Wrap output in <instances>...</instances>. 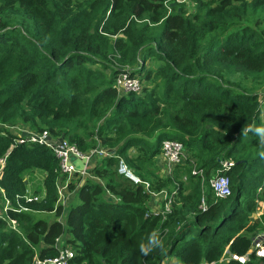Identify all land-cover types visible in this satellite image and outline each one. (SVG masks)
Masks as SVG:
<instances>
[{"label":"trees","instance_id":"1","mask_svg":"<svg viewBox=\"0 0 264 264\" xmlns=\"http://www.w3.org/2000/svg\"><path fill=\"white\" fill-rule=\"evenodd\" d=\"M188 2L192 9L171 0H0V125L47 130L83 152L116 149L95 162L92 177L69 184L79 202L65 220L49 221L41 214L63 211L58 160L45 145L14 143L0 126V188L10 203L0 214V264L52 258L64 234L73 264H161L172 256L199 264L224 253L221 264H264V255L230 257L246 254L261 227L251 216L264 197V159L258 137L241 130L264 125V0ZM124 69L143 81L140 93L117 92ZM164 139L181 141L187 154L170 175L157 159ZM120 160L140 182L118 172ZM222 160L231 193L219 199L210 180ZM35 170L41 198L19 199L27 207L19 210L16 196ZM162 190L172 194L170 210L149 212ZM154 231L163 246L141 254L138 243Z\"/></svg>","mask_w":264,"mask_h":264},{"label":"built area","instance_id":"2","mask_svg":"<svg viewBox=\"0 0 264 264\" xmlns=\"http://www.w3.org/2000/svg\"><path fill=\"white\" fill-rule=\"evenodd\" d=\"M171 1H175L178 3L188 2V0H171ZM114 87L116 88L119 94L120 93L123 94L127 92L140 93L143 88V81L140 80L138 76H132L131 73L128 71V69H124L117 74L114 82ZM263 101H264V92L260 97V102ZM261 119L264 122V116L262 118V114H261ZM13 126L17 128V130L22 131V129L18 125H13ZM13 142L37 143L39 145H45L51 149L52 153L58 160L59 177L56 185L58 200L60 199L64 190L67 189V187L69 186V183L71 182L72 178L74 177L79 178L78 185H81L84 179L89 176L90 174L89 170L96 162L94 160H98L100 158L108 156L107 148L97 147L87 152H83L80 151L76 147V145L69 143L66 139L62 137H53L47 130H43L40 132L28 131L26 134L15 133V138L13 139ZM6 156L7 155H4L2 158H0V179L2 178L3 166ZM186 157L187 156L184 152V146L181 141L175 139H164L161 143L160 153L158 156L160 173L162 175H170L173 172L175 166L181 164L186 159ZM78 163H81V166H78ZM191 163L193 164L192 172L195 173L196 170H195L194 162L191 161ZM221 166H222L220 170L221 173H218L215 177H213L210 180V186L213 190V194L216 198L219 199L226 198L231 193L229 177L228 175L223 173L229 168V162L226 160H222ZM162 171L164 174L162 173ZM118 172L124 174L127 177L131 176L130 179L135 183L140 182V179L131 173V171L127 168V166L124 164L122 160L118 162ZM147 185L148 184L145 183V186ZM260 190L261 188H259L258 192ZM154 194L156 193H153L152 195ZM171 195H166L164 200V205L160 210L149 211V212L161 213V214H165L166 212H168L170 210V205L172 202ZM21 198H24V200L27 202L36 201L39 199V197L36 195L30 196L27 195L26 193L22 196L17 195L16 196L17 208L19 210H27V207H24L23 205L20 204L19 199ZM4 201H5V206H4V210H5L8 208L10 203L5 198ZM256 202H257V206L258 205L259 206H258V210L256 207L257 212L256 210L255 212L257 215H259L258 211L259 210L262 211L264 209V206L260 205L257 199ZM10 225L13 228H15L16 226L15 220L10 219ZM59 240L60 237L56 239L55 246L57 248V254L54 257L44 260L35 258L33 264H47V262H51L52 264H73L70 260L75 255L74 251L70 246L68 247V245L66 244L63 245L60 244ZM251 253L255 254L257 257H262L264 255V224L262 228L259 227L257 232L252 236L249 250L246 254L240 256L235 254H230V257L240 261L241 263H244L248 259V255ZM225 254L226 253H224L218 260H214V261L202 260L199 264H221L223 262H226L229 258ZM167 264H171V263H167Z\"/></svg>","mask_w":264,"mask_h":264},{"label":"rangeland","instance_id":"3","mask_svg":"<svg viewBox=\"0 0 264 264\" xmlns=\"http://www.w3.org/2000/svg\"><path fill=\"white\" fill-rule=\"evenodd\" d=\"M186 5L188 6L189 9H192V7H190L191 4L189 2H187ZM156 64H157L156 60H147V62L145 63V66L153 68V67H156ZM146 84L148 85V82ZM263 90H264V87L261 88L259 92H262ZM17 125L19 127H21V129H22V125L25 126V124H17ZM0 126H1V128H6L9 132L13 133L14 135H15V133L16 134H26L27 133L26 132L27 130L24 129L22 131H19L14 126H10V125H0ZM25 128H26V126H25ZM158 156H157V159H158ZM186 156H187V154H186ZM94 161L97 162V160H94ZM162 173H163V171H162ZM42 180H43V174L39 170H35L33 174L27 175L25 177V181H26V185H27L26 194L30 195V196H33L35 192H36V194H38V193L40 194V192L42 191ZM69 184L74 185V186L78 185L79 184V178H77V177L72 178L71 182ZM37 196L39 198H41V195H37ZM261 197H262L261 194H258L257 200H258V203L260 205L264 206V197L263 198H261ZM58 202H60L61 205L63 206V211H62V214L60 216H57L54 212L53 213H44L41 215H43L44 217L46 216L49 221H53V220L64 221L65 216H66L69 208L72 205H75L76 203L79 202L78 190L77 189L69 190L67 187V189H65L63 194L61 195ZM4 205H5V201H4L1 189H0V214H2V209H3ZM258 206H257V210H258ZM262 220L264 221V216H262ZM260 223H261V220H260ZM65 242L66 241L64 238H61L59 240V243L62 245L66 244Z\"/></svg>","mask_w":264,"mask_h":264},{"label":"clouds","instance_id":"4","mask_svg":"<svg viewBox=\"0 0 264 264\" xmlns=\"http://www.w3.org/2000/svg\"><path fill=\"white\" fill-rule=\"evenodd\" d=\"M244 134L252 133L258 137V144L261 148L258 155L260 158L264 159V125L257 126L253 121L248 124L247 127L241 130ZM162 242L158 232H152L147 238V241H141L138 243L139 252L143 255L149 254L156 248L162 247Z\"/></svg>","mask_w":264,"mask_h":264},{"label":"crops","instance_id":"5","mask_svg":"<svg viewBox=\"0 0 264 264\" xmlns=\"http://www.w3.org/2000/svg\"><path fill=\"white\" fill-rule=\"evenodd\" d=\"M263 116H264V109L262 110V118H263ZM25 126H26V128H25ZM25 126L22 125V130L25 129V130H27L26 132L32 131V130H30V128L27 125H25ZM90 177H92V176L89 174L88 178H90ZM1 192H2V195H4V192L2 191V189H1ZM166 195H167V192L165 190H162V191L152 195L150 201H148V203H147L149 211L160 210L162 208V202H163V200H165ZM3 198H4V196H3ZM256 212H257V210H256ZM256 212H254L252 214L251 220H259V221L261 220V227L260 228H262V226L264 224V221L262 220V216H264V214H263L264 209L262 211L261 210L258 211L259 215H257ZM61 238H64L66 241V239L68 238V235L64 234V235H62V237H60V239ZM167 263L178 264L177 260L173 256L165 259L161 264H167Z\"/></svg>","mask_w":264,"mask_h":264},{"label":"water","instance_id":"6","mask_svg":"<svg viewBox=\"0 0 264 264\" xmlns=\"http://www.w3.org/2000/svg\"><path fill=\"white\" fill-rule=\"evenodd\" d=\"M115 148H108L107 149V154L108 155H112V154H114L115 153ZM78 166H81V163H78ZM129 178H131V176H128ZM47 264H52L51 262H47Z\"/></svg>","mask_w":264,"mask_h":264}]
</instances>
